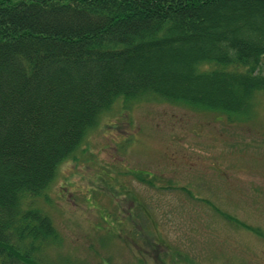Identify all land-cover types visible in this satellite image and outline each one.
<instances>
[{
	"label": "trees",
	"instance_id": "obj_1",
	"mask_svg": "<svg viewBox=\"0 0 264 264\" xmlns=\"http://www.w3.org/2000/svg\"><path fill=\"white\" fill-rule=\"evenodd\" d=\"M263 58L264 0H0V264H55L35 199L119 99L248 116Z\"/></svg>",
	"mask_w": 264,
	"mask_h": 264
},
{
	"label": "rangeland",
	"instance_id": "obj_2",
	"mask_svg": "<svg viewBox=\"0 0 264 264\" xmlns=\"http://www.w3.org/2000/svg\"><path fill=\"white\" fill-rule=\"evenodd\" d=\"M35 200L55 264H264V92L237 118L119 99Z\"/></svg>",
	"mask_w": 264,
	"mask_h": 264
},
{
	"label": "bare ground",
	"instance_id": "obj_3",
	"mask_svg": "<svg viewBox=\"0 0 264 264\" xmlns=\"http://www.w3.org/2000/svg\"><path fill=\"white\" fill-rule=\"evenodd\" d=\"M187 59H188V60H189V59H190V60H193V57H188ZM178 78H185V79H187V80H190L187 76L184 77L182 74H177V75H175V77H173L174 80H177ZM169 92H170L171 94H173V95H182V94H183V91H182L180 88H176V87H174V86H172V87L169 88ZM90 123H91V117H89V116L80 117V118H79V122H78V126L75 127V128H73L72 130H68V131L66 132V136H67V138H68L69 140H71V141L69 142V144L77 139V137H78V135H79V133H80V130H79L80 127L83 126V125H86V124H90ZM67 147H68V146L64 147V149L67 148ZM64 149H62V150L59 149V150H56V151H54L53 153H51V155H50V157H49V160H50V161H53L56 157H58V156L64 151ZM48 174H49V173H48ZM48 174H47V175H48ZM47 175H46V176H47Z\"/></svg>",
	"mask_w": 264,
	"mask_h": 264
},
{
	"label": "flooded vegetation",
	"instance_id": "obj_4",
	"mask_svg": "<svg viewBox=\"0 0 264 264\" xmlns=\"http://www.w3.org/2000/svg\"><path fill=\"white\" fill-rule=\"evenodd\" d=\"M136 206H138V208L142 211V215L146 216V218L149 217V215H150L149 212H150V211H149L147 208H145L144 205H142V202L139 201L138 199H137ZM143 211H145L146 214H143ZM140 217H141V216L137 217L136 219H139ZM136 219H134V220L132 221V223L134 224L135 228H138V226H140V229H143L144 226L141 225ZM148 219H149V218H148ZM138 229H139V228H138Z\"/></svg>",
	"mask_w": 264,
	"mask_h": 264
}]
</instances>
